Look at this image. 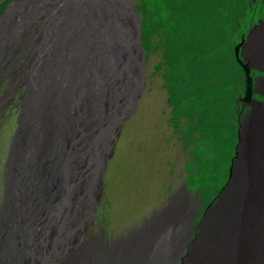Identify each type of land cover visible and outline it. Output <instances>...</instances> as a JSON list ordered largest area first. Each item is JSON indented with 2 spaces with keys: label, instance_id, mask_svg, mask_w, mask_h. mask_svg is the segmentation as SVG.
<instances>
[{
  "label": "rangeland",
  "instance_id": "374dc122",
  "mask_svg": "<svg viewBox=\"0 0 264 264\" xmlns=\"http://www.w3.org/2000/svg\"><path fill=\"white\" fill-rule=\"evenodd\" d=\"M11 2L0 0V17ZM134 3L145 39L142 94L112 144L94 214L87 219L90 193H86L73 227L69 215L55 223L57 226L60 222V227L36 237L42 246L40 254L75 248L77 244L82 248L93 239L97 246L91 251L97 256L99 250H113L139 235L157 216L178 204L189 210V245L198 232L204 235L211 230L208 218L224 196L220 192L229 178L237 129L249 115H243L246 104L239 99L245 88L242 67L234 56L235 46L249 36L250 30L244 32L249 22L260 24V30L264 28V0ZM255 28L251 33L256 37ZM244 44L243 40L240 47ZM249 45L253 51L248 59L255 62L252 54L260 55L264 39L252 40ZM238 56L244 58L240 51ZM6 101L0 108V204L20 113L18 106L13 108L12 92ZM17 104L20 107V102ZM80 220L82 225L78 227ZM30 244L26 245L25 259L35 250L36 246Z\"/></svg>",
  "mask_w": 264,
  "mask_h": 264
},
{
  "label": "bare ground",
  "instance_id": "6f19581e",
  "mask_svg": "<svg viewBox=\"0 0 264 264\" xmlns=\"http://www.w3.org/2000/svg\"><path fill=\"white\" fill-rule=\"evenodd\" d=\"M107 4L106 0H19L5 11V19L0 22V108L11 91L13 108H20L24 129L28 127L25 123L32 120L30 99L46 77L44 71L54 58L66 54V58L71 57L68 50L77 45L80 37L83 42L93 36L92 32L99 37L98 28L104 22L105 12H116L113 7L107 10ZM25 30L30 34H25ZM17 101L20 107L15 105ZM48 103L49 114H43V123L50 113L58 114L59 106ZM20 146L19 142L17 151ZM22 147L25 150L18 151L21 163L30 157L31 151L29 144ZM17 155H13L16 162ZM17 178L19 175L8 172L7 196L0 204V264H264V181L261 186L239 181L235 190L239 196L232 198L228 193L221 197L223 201L208 218L211 230L204 235L198 232L196 240L183 249V239L189 236V210L177 203L139 235L113 250H99L96 256L91 251L97 246L93 239L89 241L92 246L87 242L82 248L77 244L75 248L40 254L42 246L36 237L60 227V222L57 226L55 223L69 215V220H74L73 227L87 195L78 198L70 194L61 202L53 187L45 198L29 201L25 198L31 194L30 187L18 183ZM89 201L88 214L95 203ZM240 201L242 206L238 205ZM236 219L243 230H235ZM27 244L36 246L37 251L25 259Z\"/></svg>",
  "mask_w": 264,
  "mask_h": 264
},
{
  "label": "water",
  "instance_id": "95a60500",
  "mask_svg": "<svg viewBox=\"0 0 264 264\" xmlns=\"http://www.w3.org/2000/svg\"><path fill=\"white\" fill-rule=\"evenodd\" d=\"M106 1L107 10L113 7L116 12H105L104 22L98 28L99 37L94 32L85 42L80 37L77 45L68 50L71 57L66 58V54L60 59L54 58L48 70L44 71L46 77L30 99L32 120L25 123L27 129L22 127L24 123L19 113L8 166L9 173L19 175L18 183L30 187L31 194L25 198L29 201L45 198L53 187L54 195L57 192L61 202L70 194L79 198L84 193H90L91 198L87 200H94L95 203L87 219L100 203L101 175L113 149L112 144L145 84V39L138 8L134 0ZM14 2L16 0H12L4 10L8 11V6ZM5 11L4 18L0 17L2 22ZM242 42L243 38L234 51L244 77L245 90L239 99L251 104V112L239 123L238 143L230 161L229 178L220 192L226 196L229 193L232 198L239 196L235 191L239 181L253 185L258 183L260 186L264 181V102L255 103L251 98L252 61L246 60V57L239 58ZM252 55L255 60L262 61L264 49L261 56ZM47 100L59 109L57 115L50 113L46 123H43V114H49ZM19 142L22 146L29 144L31 150L30 157L22 163L18 151L25 148L20 146L17 151ZM13 155L18 156L17 162L13 160ZM5 184L3 200L7 196V180ZM24 197L21 196L22 199ZM238 205L242 206V202ZM165 212L157 216L151 225ZM194 225L193 221L192 227ZM234 227L236 231L243 230L237 219ZM186 239L187 236L183 239L182 249L188 243Z\"/></svg>",
  "mask_w": 264,
  "mask_h": 264
},
{
  "label": "flooded vegetation",
  "instance_id": "af4514ba",
  "mask_svg": "<svg viewBox=\"0 0 264 264\" xmlns=\"http://www.w3.org/2000/svg\"><path fill=\"white\" fill-rule=\"evenodd\" d=\"M256 25H257V27L255 28V31L257 30L256 37L253 36L254 33H251L253 31V29H251V28L254 26L253 22H249V24L247 25L246 29L244 30V32H245L246 30L249 31L251 29L249 31V36L245 35L243 37V40H244V42L246 44H244L243 47L239 48L241 56L246 57V60H249L248 57H250L249 56L250 52L253 51V49H251V47H249L250 46L249 43L252 40H256V41L261 40V41H263V39H264V34H263L264 33V28L261 27L262 30H260V28L258 29V27L260 25H258V24H256ZM258 31L259 32L262 31L263 33L261 32L262 34H260V36H257V34L259 33ZM250 33L252 34L253 37L251 36ZM258 62H259L258 60H255V62H252V66H251V69H250V75H251V77H253V83H252L253 93H252V97L251 98L253 99L254 102H255V100H261V102H263L264 101V88L262 87V85L264 84V77L261 78V75L264 76V73L263 72L261 73L260 69L264 70V62H263V65H261V66L257 65ZM256 72H257V74H256ZM241 103L243 104L244 102H241ZM250 103H252V102H250ZM255 103H257V102H255ZM248 106L251 107V104L248 103V104H246L245 107H243V109H244L243 115L247 114L250 111L249 109H247Z\"/></svg>",
  "mask_w": 264,
  "mask_h": 264
},
{
  "label": "trees",
  "instance_id": "16d2710c",
  "mask_svg": "<svg viewBox=\"0 0 264 264\" xmlns=\"http://www.w3.org/2000/svg\"><path fill=\"white\" fill-rule=\"evenodd\" d=\"M184 181V180H183Z\"/></svg>",
  "mask_w": 264,
  "mask_h": 264
}]
</instances>
